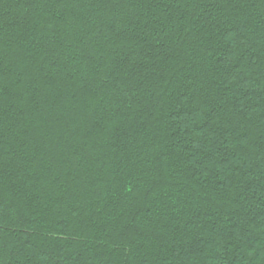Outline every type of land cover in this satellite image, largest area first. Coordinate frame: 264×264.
Instances as JSON below:
<instances>
[{"label":"trees","instance_id":"trees-1","mask_svg":"<svg viewBox=\"0 0 264 264\" xmlns=\"http://www.w3.org/2000/svg\"><path fill=\"white\" fill-rule=\"evenodd\" d=\"M0 264H264V0H0Z\"/></svg>","mask_w":264,"mask_h":264}]
</instances>
